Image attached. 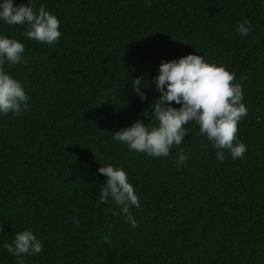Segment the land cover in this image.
Here are the masks:
<instances>
[{
    "label": "trees",
    "instance_id": "1",
    "mask_svg": "<svg viewBox=\"0 0 264 264\" xmlns=\"http://www.w3.org/2000/svg\"><path fill=\"white\" fill-rule=\"evenodd\" d=\"M12 3L43 5L61 37L48 46L0 20V36L25 46L27 63L5 71L29 96L20 115L0 114V264H17L3 246L25 230L43 248L25 264H264V0ZM245 19L251 31L241 36ZM189 54L241 85L243 158L225 150L218 161L195 122L185 126L180 168L175 146L153 158L112 139L136 120L150 123L142 113L160 96L159 65ZM137 77L148 85L144 101L132 90ZM106 165L124 170L139 198L135 229L111 198L97 203Z\"/></svg>",
    "mask_w": 264,
    "mask_h": 264
},
{
    "label": "clouds",
    "instance_id": "2",
    "mask_svg": "<svg viewBox=\"0 0 264 264\" xmlns=\"http://www.w3.org/2000/svg\"><path fill=\"white\" fill-rule=\"evenodd\" d=\"M0 20L10 26L26 25L23 33L26 38L48 46L57 43L61 37L60 21L43 5L37 9L31 4L13 6L12 0H3L0 3ZM237 30L241 36H247L251 31L250 22L243 20ZM24 52L23 43L0 36V114L11 112L20 115L29 108V96L24 87L5 71V67L27 63ZM158 72L152 83L160 96L142 113L145 119L149 118V112L152 113L150 123L146 126L141 120H136L131 126L113 133L112 139L127 145L129 150L153 158L167 157L175 146L179 149L176 164L180 168L189 159L180 148L188 134L185 126L195 122L199 133L206 136L217 150L218 161L225 160V150L233 160L243 158L247 148L237 141V132L238 124L242 117L247 116L248 110L242 103L241 85L233 83L234 73L193 54L178 61H162ZM141 79L137 77L132 82V90L144 101L147 97L141 92V87L147 88L148 85L142 86ZM107 91L111 94L113 90ZM173 103L180 105L179 109L169 106ZM153 120L155 125L151 123ZM98 172L106 178V183L99 189L97 203L106 204L111 198L119 208L118 214L133 229L137 228L138 221L131 209H139L140 202L126 172L112 165L101 166ZM113 215L117 213L114 211ZM3 247L17 258V264H25V256L43 251L41 240L28 230L16 234L12 243H5Z\"/></svg>",
    "mask_w": 264,
    "mask_h": 264
}]
</instances>
